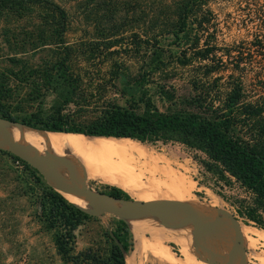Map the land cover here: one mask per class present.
Listing matches in <instances>:
<instances>
[{
    "label": "trees",
    "instance_id": "trees-1",
    "mask_svg": "<svg viewBox=\"0 0 264 264\" xmlns=\"http://www.w3.org/2000/svg\"><path fill=\"white\" fill-rule=\"evenodd\" d=\"M129 1L0 0V43L8 45L13 54L39 49L48 52L35 68L23 61L18 70H0V117L49 132L137 140L175 139L196 147L204 151L220 172L229 173L250 190L252 199L243 205L241 212L264 230V66L251 72L245 67L257 57L264 58V44L254 34L248 47L237 42L219 48L209 28L210 0H168L158 7L152 18H143L140 24L143 43L159 41L162 36L171 34L179 47L175 53L169 50V54L174 53L176 64L186 70L187 86L173 109H157L146 95L140 99L141 111L108 103L82 121L62 112L67 93L73 87L69 79H76L81 73L72 63L85 52L65 39L66 32L76 21L75 14L84 16L92 6L100 7L108 18L103 24L115 28L125 23ZM142 9L147 15V8ZM77 44L84 45L83 42ZM156 54L155 62L139 74V83L142 84L145 76L153 77L159 72L166 76L164 79L168 78L166 70L170 60L163 56V51ZM8 57L13 64L20 61L14 55ZM33 71L38 72L36 76L45 84V89H58L65 94L63 101L45 115H41L39 109L14 113L4 102L5 98L20 89L21 84L29 82ZM54 73L57 76H53ZM246 78L257 85L247 82ZM165 81L156 82L158 91L171 100L174 88L171 84L164 85ZM103 192L128 198L127 192L115 185H105ZM39 209V219L53 230V242L62 264H126L130 248L126 249L132 233L124 220H116L112 229L102 232L104 242L108 243L103 250L98 245L77 249L76 231L90 217L89 212L50 187L41 192ZM2 260L0 254V264Z\"/></svg>",
    "mask_w": 264,
    "mask_h": 264
},
{
    "label": "rangeland",
    "instance_id": "rangeland-1",
    "mask_svg": "<svg viewBox=\"0 0 264 264\" xmlns=\"http://www.w3.org/2000/svg\"><path fill=\"white\" fill-rule=\"evenodd\" d=\"M167 1L130 0L127 20L124 19L125 23L121 26L118 24L115 28H107L106 26L109 25L103 24L108 21V18L100 7L92 6L90 12L84 14L85 17L79 13L75 14V16L77 15L76 21L66 32L65 39L68 44H76L75 48L82 47L85 52L81 56L75 57L72 63L73 68L79 67L81 73L76 79H69L73 82V87L67 93L68 99L62 105V112L71 119L82 121L94 116L99 108L108 103L131 106L135 110L141 111L143 103L140 99L146 95L150 96L157 109L163 111L173 109L187 86L186 70L176 64L177 61L174 55L179 47L176 46L171 34L162 36L159 41L149 40L148 43H143L141 38H144V36L140 35L142 19L152 18L158 7L161 8V5ZM263 3L264 0H210L208 6L212 11V18L209 28L217 46L223 49L230 44L239 42L242 46L248 47V41L254 34L264 44ZM140 6L147 8V15H144ZM76 10L79 12V9L76 8ZM79 42H83L84 45L80 46L77 44ZM169 50L170 52L174 51V53L169 54ZM161 51H163V56L170 60L167 63L166 70L168 78L164 79L166 76L159 72L153 77L145 76L142 84L139 83V74L144 72L148 64L151 65L152 62H155L156 52ZM47 54L48 52L43 49L25 50L13 54L8 45L0 43V70L9 68L13 71L18 70L23 61L35 68L43 58L48 56ZM12 55L18 57L20 61L13 64L8 57ZM259 66H264V58L257 57L253 62L245 65L249 72ZM36 73L38 72L33 71L28 78L29 82L27 83L31 82V84H21L20 89L5 98L4 102L11 106L14 113L22 114L39 109L40 114L45 115L52 110L54 105L63 101L65 94H61L58 89H45V84L36 76ZM53 76H57L56 73ZM53 78L56 79V77ZM158 80L160 82L166 80L164 85L171 84L174 88L173 99L168 100L160 95L156 83ZM246 81L257 85L250 78H246ZM25 127L38 130L31 133L44 137L61 133H49V130L31 126ZM71 134L75 135L69 136V142L81 152L86 149L87 144L94 141L95 137V135H89L90 137H88L79 133ZM60 136L65 137L66 135L62 134ZM112 138L109 137V140L123 141L125 144L127 143L126 146H134L135 149L139 147V151L148 156L151 155L152 160H155L157 170L160 169V172H169L171 175L174 174L175 177L179 176L180 178L181 176L183 181L186 180L191 188L187 197L183 199L184 202L197 200L209 204L213 209V217L221 216L217 208H223L226 212L232 214L240 229L246 230L249 239L248 243L242 241L243 264H264V230L247 219L241 212L243 205L251 201L252 193L229 173L220 172L204 151L175 139L137 140L129 138L128 141H124L125 138ZM34 149L31 153H38L37 151L44 152V154L50 153L48 152L49 149L46 151L39 147ZM82 154L80 153V156ZM76 157L74 156L76 161L82 165L86 174L87 165L82 162V158ZM98 159L102 162L105 160V163L108 162L107 164H109V160L105 156L98 157ZM55 165L59 170L58 164L55 163ZM30 167L32 166L27 162L12 157L9 151L0 147V254L3 257L2 264H62L53 242V230L45 227L38 216L40 210L39 196L43 189L50 187L60 194L61 192L51 180L44 177L38 170L32 171ZM157 172V174L150 176L147 172H142V174L136 171L135 174H139L136 176L138 181L133 176L131 178V182L134 183L128 180L130 176H124L125 181H129L130 183H128L133 188L131 193L124 190L128 194L127 199H173V196L165 187L168 182L165 184L164 174ZM66 177H68V173ZM140 177L141 180L139 181ZM151 177H153L152 180H150ZM161 180L164 181V185H162L163 181ZM83 182L88 188L101 191H103L105 185H114L88 177ZM88 210L90 217L85 219L76 231L75 247L80 249L88 245H98L103 250L108 246V243L104 242L102 232L112 229L116 220L121 218L110 212L94 214L93 209L90 207ZM209 218L206 216L204 220ZM177 220L160 223L169 226L168 222L175 223ZM211 232L213 235V231ZM144 236L149 237L150 234L144 233ZM190 237L192 238V235ZM132 238L133 233L130 236V244L126 250L132 249ZM188 240H190L189 236ZM191 240L192 251H189L192 254L189 253L193 255L192 259L195 264H201L196 262L201 258L206 260L205 264H207V261L210 264H224V262L212 258L204 243L198 241V239L196 242L193 238ZM252 241L254 242L252 243ZM167 244L181 259V262L176 264H185L183 262L185 256L181 255L178 244L173 241H168ZM230 248L227 254H230L233 248L232 245H230ZM221 250H224L223 242ZM235 264H239L237 257Z\"/></svg>",
    "mask_w": 264,
    "mask_h": 264
},
{
    "label": "bare ground",
    "instance_id": "bare-ground-1",
    "mask_svg": "<svg viewBox=\"0 0 264 264\" xmlns=\"http://www.w3.org/2000/svg\"><path fill=\"white\" fill-rule=\"evenodd\" d=\"M30 129L31 128L27 129V127L22 125L20 126L18 124L2 121L0 124V135L3 132H7L10 136H12L14 139H16L18 142L22 144V150L27 153L35 150L34 149L35 147L37 148L39 147L45 151L49 149L50 151L48 150V152L64 157L67 161H69L70 164H72L73 177L77 182L85 181L88 177L103 183H112L114 185L119 186L123 190H126L129 193H131L133 191V188L130 186L129 183L131 182L132 176L134 177V179L138 178L136 176L139 174L137 173L135 174L136 171L138 173L147 172L148 175L150 176H153L155 173L157 174L158 173L157 171L160 172V169L157 170L154 163L155 160H152L151 155L148 156L144 152L138 150L139 147L136 146L137 143L135 145L137 148L135 149L134 146H133L134 148L126 146L127 143L125 144L123 141L118 142L115 141L116 139L109 140V138L94 137V141H91L89 144H87L86 149L83 152H81L78 151L76 146H74L72 143L69 142V138H70L69 136L75 135V134H71V132L69 133L64 132L67 134L61 132L60 134H55L54 136L44 137L42 135H38V134L35 135L31 133L38 130L35 129L30 130ZM62 134L66 136L65 137L60 136ZM128 140L129 139H124V141H128ZM37 152L39 154L42 153L44 154V152H39V151ZM80 153L83 154L80 156ZM74 156L82 158L81 159L82 162H84L87 165L86 174L82 165H80L76 161ZM101 156L102 157L105 156L106 159L109 160V164H107L108 162L105 163L104 159H103L104 162L100 161L98 157ZM55 163L58 164L59 170L58 167L55 165ZM40 167L43 170H52L57 174L59 172L60 176L66 178L67 175L66 167H64L58 161L52 162L50 166L41 164ZM163 174H164V179L166 180L165 184L168 182V184L165 187L169 191L171 196H173V199H178L183 201V199L187 197L189 190L191 188L189 183H187L186 180L183 181V178H181V176L180 178L179 176L175 177L173 176L174 174L171 175L169 172ZM126 175L130 176L129 179L126 178L130 180V182L128 181L129 183L125 181L124 176ZM141 177L139 181L141 180ZM152 179L153 177H151L150 180ZM136 181L138 180L136 179ZM54 185L61 192V194L64 195L65 198L70 202L77 203L84 207L87 206L86 201L80 195L71 194L68 191V189L65 188L59 182L55 183ZM162 185H164V181ZM106 202L111 206H117L119 204L117 201L112 200L110 198H106ZM186 203H188L190 207L194 210L197 218H201L202 220H204L206 216L210 218L213 216L212 207L203 201L193 200ZM178 216H180L179 212H172L168 216V220L176 219ZM222 218L224 220H228V218L225 215ZM124 220L128 224L129 229H131L133 233V247L131 250H129L126 253V262H125L126 264H156V263L176 264L178 262H181V259L172 251L173 249L171 248V246L167 244L168 241H173L178 244L179 250L182 253L181 255L185 256V259L183 260L185 264H195L194 260L192 259L193 255H190L191 252L189 251L191 250V241H192L191 239L193 238L190 237L191 235L193 236V234H192V227L189 223L175 227L166 226L165 224L162 225L157 217H154L153 215L150 214L128 216L125 217ZM143 220H151L156 222H147ZM216 231L219 232L220 234L219 237L214 234L212 235L211 232H207L205 233V242H207L213 248L215 253L219 255H225L228 252V250L231 249L230 245L226 240L225 235H223L224 234L223 229L220 226L216 227ZM241 231H242V241L244 243H248L249 239L248 236L246 235L245 232L246 230L244 231V229H241ZM144 233L146 234L148 233L150 234V236L145 237ZM227 234L228 237H232L231 232H228ZM188 236L190 240H188ZM200 236L204 240V233H202ZM222 242H223L224 250H221ZM253 242L254 241H252V243ZM196 262L205 264L206 260H203L201 258L199 259V261ZM207 264L210 263L207 261Z\"/></svg>",
    "mask_w": 264,
    "mask_h": 264
},
{
    "label": "water",
    "instance_id": "water-1",
    "mask_svg": "<svg viewBox=\"0 0 264 264\" xmlns=\"http://www.w3.org/2000/svg\"><path fill=\"white\" fill-rule=\"evenodd\" d=\"M2 121L27 126L16 121H9L4 118H0V124ZM0 147L4 148L11 154L30 164L33 168L38 170L44 177L51 180L54 184L59 182L65 188H67L71 194L80 195L86 201L87 206L84 207L77 203H72L76 204L82 209H85L88 212V208L90 207L93 209L94 214H99L101 212H110L120 217L122 220H124V218L128 216L150 214L157 217L160 222L163 223L165 221H174L175 219L168 220V216L172 212H179L180 216L176 218L178 219L177 222L168 223L169 226L175 227L189 223L192 227L193 240L196 242L198 239L200 242L204 243L213 259L220 260L224 262V264H235L237 257L238 263L243 264L242 231L234 216L226 212L223 208H217L221 216H212L207 220H201L197 218L194 210L190 207V205L182 200H131L123 197L110 196L101 190H93L88 188L83 181L77 182L73 177L72 164H70L69 161H67L60 155H56L53 153H27L22 150V144L12 136H10L7 132H3L0 135ZM54 161L60 162L64 167L66 166L68 177L64 178L52 170H43L40 167L41 164L50 166ZM106 198L115 200L119 204L117 206H111L106 202ZM224 215L228 218V220H224L222 218ZM219 226L223 229V233L225 234L226 240L228 241L229 245H232L233 247L230 254L226 253L227 255H219L215 253L213 248L200 236L202 233L213 231V234L219 237L220 234L216 231V227ZM228 232H233V239L232 237H228ZM109 233L112 236V233Z\"/></svg>",
    "mask_w": 264,
    "mask_h": 264
}]
</instances>
